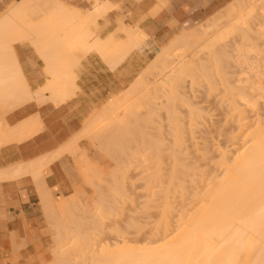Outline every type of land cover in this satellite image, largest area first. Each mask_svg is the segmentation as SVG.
Instances as JSON below:
<instances>
[{
	"label": "bare ground",
	"instance_id": "1",
	"mask_svg": "<svg viewBox=\"0 0 264 264\" xmlns=\"http://www.w3.org/2000/svg\"><path fill=\"white\" fill-rule=\"evenodd\" d=\"M44 8L45 15H42L38 11ZM112 10L113 7L107 1L99 3L93 10L81 12L78 9L70 10L59 0H24L16 2L10 12L0 17V148L13 141L20 142L24 140L31 135L32 131V128L24 127L18 133L17 129L7 127L5 117L8 113L34 100L38 101V104L39 102L44 104L45 101L50 100L55 101V104H64L75 95L74 92L78 85L76 84V73L78 72H74L72 69L81 64L71 53L73 50L83 49L91 52L92 49H96L104 57L103 60L107 61L109 67L120 64L130 55L133 49L140 52L144 50L137 40H132L129 43H118L117 48L106 50L108 40L94 36L90 26L94 25L100 18L108 15ZM257 12L262 13L259 22H257L255 16L260 14ZM33 14L35 17L36 15L44 17L40 16L35 19ZM40 19L41 21L36 22ZM180 35L156 58L150 59L151 64L144 69L127 90L121 92L118 97L106 102L95 113L93 120L84 128L83 135L96 126L100 128L96 131L97 135L95 136L101 148L107 149L109 145L111 147L114 140L120 142L121 139L118 136L124 134L122 133L124 129L127 130L129 118L139 111L143 113L144 107L155 100L156 96L153 95L156 94L154 93L161 90V94H164L165 97L160 96L166 99L167 105L164 110L174 118L178 126H180V120L176 115V110H178L176 106L179 105L185 109L190 117H194L196 120L202 119V122H204H201L204 127L202 129L203 133H197L200 135L199 137L194 132L192 136L202 138L201 141L203 142L200 140L198 142L196 141L197 138L192 137V142L189 145L195 151L186 150L184 152V148H186L185 141L180 139L185 135L179 134L182 136L180 137L176 134L180 138L174 137L177 142L175 144L176 148L174 147V150L166 153L169 154L168 159L164 157L162 146L159 143H154L155 140L152 138L153 147L156 149L155 153L152 152L153 154L147 157L146 154L148 153L143 151L144 148L141 147L142 151L140 150V152L142 153L140 154H145L138 156L140 155L138 154L139 149L135 150V146L131 149L138 150V153L131 149H129V153L132 154L131 158L133 156L132 160L136 157L135 161H137L136 159L139 160V157L140 160L147 157V161L152 162L150 163L152 167L156 165L155 171H161L162 169L165 171L166 167L162 166H167V173L158 172L163 177L157 176L156 178L158 180L161 178L158 183L164 186H156L159 191L156 187H153L152 189L156 188L157 190H152L154 195H148V197H151L150 199L157 198L156 203H159L158 200L163 197L162 201L169 204L170 201L168 200L173 194H180L183 203L192 208L189 209L190 211L187 214L182 210L184 207L180 208L179 222L178 225H175L174 230L170 224V219H166L163 226L159 225L161 227L157 232L163 233V235L158 234V236H163L162 238L158 240H151V238L143 246H136L137 248L128 246L129 242L128 245L127 242L110 244L111 247H107L110 246L107 245L104 251L100 250L101 257H99V254L96 255L98 259H96L97 257L94 258V264H240L241 255L244 252L247 253L246 257L248 259L246 260L249 261H247L249 264H264V120L255 123L252 119L259 110H264L262 109L264 108V56L258 57V50L264 55V0H233L218 15L211 17L193 30L181 32ZM20 37L21 39H19ZM237 37L240 38V41L235 40ZM23 38L26 39L25 42L34 43L33 46L37 47L35 48L36 51L49 68L52 79L45 91L51 94L52 99H46L43 96V91L33 93L29 89L15 49V45L19 44L20 41L22 42ZM210 67L213 70L210 69L209 72ZM111 70L113 69L111 68ZM194 72L199 73L202 77H196L198 78L197 82L201 79L202 81L201 84L200 82L195 83L197 80L195 78L194 83L198 85H195V89H199L194 91V88H192V90L197 93L200 91L202 93L200 95L205 94L204 96H207L206 103L216 95V93H213L219 89L218 86L222 85L220 89L224 87L226 92H223L230 96L227 99L230 104H227L229 103L227 102L224 105H216V108L213 107L214 102L212 105L209 104L215 109H211V106L207 108L210 115L204 113L203 109H200V111L195 110L194 104L187 96L188 92L185 87L187 76L198 75ZM210 73H215L217 76L213 75L214 78L219 80L211 81L213 78H210L212 76ZM202 82L206 84V87L202 85L204 84ZM211 83L217 84L218 89L216 90V87L215 90L211 88ZM199 85H202L203 88ZM207 85L209 89H207ZM158 93L160 94V92ZM215 101H218V98ZM220 101L216 104H220ZM152 105L151 109L155 103ZM159 105L161 106L162 103ZM218 106L220 110H218ZM157 109L154 107V110ZM154 110L149 112L151 113ZM218 111H220V114H217ZM202 113H204V116ZM205 114L208 116L205 117ZM203 118L206 119V122ZM129 124L132 125V123ZM40 126L36 123L34 128L37 127L39 130ZM129 128H131L130 125ZM127 131H130L128 134L132 133L131 129ZM202 134L204 136H201ZM132 135L135 134L132 133ZM140 135L141 138L142 135L146 137V134L140 133ZM123 136L125 139L128 135L125 133ZM138 136L135 135L134 139L136 138L139 141L132 139V142L135 141V145L140 142L139 144H143L146 150V144L144 143H147V141L144 140V137L140 141ZM221 137L228 144L227 147L232 149V158H228V154L226 155L222 145L217 143ZM127 140H123L121 143L125 145L124 141L127 142ZM173 141L171 144L174 145ZM73 142H76V140ZM117 143L114 141V146H112L116 147ZM211 143H214L211 146L212 149L210 147ZM133 144H130V147ZM103 145L106 147L108 145V147L105 148ZM138 146L136 147L139 148L141 145ZM65 147L67 145L62 149H68ZM108 150L105 151L109 152ZM211 150H214L213 153H218L216 154L218 158L215 155L217 159L212 157ZM62 152L45 155L46 157H41L39 161L35 160L36 163L33 164L27 163L12 169L2 170L0 171V181L17 179L29 173H34L35 179L41 180L43 168L54 162ZM134 153L138 155L136 156ZM127 155L129 154L127 153ZM185 156L191 157H189L190 159L187 158L190 162H186L188 160ZM143 159L141 160L142 164L145 163ZM131 161L128 160L132 163ZM212 165L216 169L222 168L223 172L220 176L214 175L206 180L205 177L208 178V176H205L207 174L203 169L205 167V169H208V166L212 167ZM96 166L98 165L96 164ZM94 168L97 171L95 166ZM84 172L86 173V169H84ZM143 174H146V170ZM154 174H157V172ZM98 178L102 179L101 177ZM98 178L94 177V180L101 182ZM87 179L90 181L93 178ZM152 180L155 181V179ZM42 182L44 183V181ZM35 183L39 184L38 182ZM150 185H153V181L150 182ZM44 188L40 190L44 191ZM155 191H161L157 195L159 197L155 196ZM73 196L75 197V195L71 197ZM152 196L154 197L152 198ZM66 201L68 202L67 199ZM75 202V199L69 198L67 210L65 212L63 210V215L59 214L61 218H70L69 220L65 219V221H68L67 224L71 219H76L75 213L79 209ZM147 203L150 202L147 201ZM160 203L156 205L159 206ZM164 204L161 205L164 206ZM43 206L47 213L54 212L57 214L58 212L46 196H43ZM169 209L172 210L171 207ZM54 213L53 215H55ZM166 215L165 217H168L167 213ZM52 216L51 218H53ZM60 221H58V225L62 223ZM62 224L64 225H60L64 227L65 223ZM157 232H150L151 237H153V234L156 236ZM252 250H256V253H252ZM64 253H60V256L59 253H56L60 258L58 264H71V261L74 262L69 257L70 254H67V256ZM65 256L68 257V260Z\"/></svg>",
	"mask_w": 264,
	"mask_h": 264
},
{
	"label": "rangeland",
	"instance_id": "2",
	"mask_svg": "<svg viewBox=\"0 0 264 264\" xmlns=\"http://www.w3.org/2000/svg\"><path fill=\"white\" fill-rule=\"evenodd\" d=\"M16 2L17 1H15V0H0V17L4 16L8 12H10V10L15 6ZM70 10H74V9H70ZM36 11H38V10H36ZM38 12L40 14L42 13V15H45L44 14L45 8L43 10L38 11ZM257 13H260V14L255 15L257 22H259V19L261 18L262 13L261 12H257ZM42 15H39V16L36 15V17H35V15L33 14V17L35 19H37V17H40ZM42 17H44V16H42ZM42 17H41V19H42ZM41 19L36 21V22L41 21ZM100 19L105 20V17L100 18ZM119 24H120V22H119ZM92 26L93 25L90 26L91 32L96 37L101 36L103 34L104 30H106V35H108L109 34L108 32L111 31V30H108V27H109L108 22H107V28L106 29L101 28L99 26L98 27H95V26L92 27ZM22 34H23V32H22ZM113 34H115L116 39H115V36L109 37L111 39H109V38L106 39V40H108V43L106 45V50L117 48L120 44L119 41L121 40V37L122 36L125 37V33L120 31V27H118L117 30H115L113 32ZM176 35H177V32L170 35V37L165 42L153 41L151 43H147V45H155L158 49H160V48L164 47L165 45H168L174 39V37ZM19 39H21V37ZM23 39L24 40L22 42L20 41V43L17 44V46L15 45L17 53H19V52L26 53L27 57L30 58V60H28V62L31 63L32 67H37V68L43 67L46 77L52 79V76L49 73L50 72L49 68H47V65L45 64L43 58H41L38 51H36L37 49H35L37 47L33 46L34 43H31L30 41L25 42L26 39L25 38H23ZM239 39L240 38L237 37V39H235V40L240 41ZM230 44H232V43H230ZM142 48H144V47H142ZM82 51H86V52H84L85 54ZM87 51L88 50L77 49V50H73L71 53L74 55V58L76 57L77 60H79V62H80L79 64H81V62L90 54H93V53L100 54L98 51H96V49H92L91 52H90V50H89V52H87ZM139 52L140 51L133 49L132 52H130L128 59L126 58L124 61H122L119 64V65H121L122 63L133 64L135 69H136L135 70L136 73L126 76L125 81L122 83V89L119 91L112 92V93L108 94L106 102H108L109 100H112L113 98L118 97L121 94V92L127 90L129 88V86L134 82V80L144 71V69L148 68V66L151 64V60L149 58L145 57L144 52L143 51L140 53ZM141 53H143L144 55H142ZM135 54L138 55L140 58L133 60L132 56ZM258 54H259L258 57L264 56L259 50H258ZM102 58H104V57H102ZM103 61L107 65H109L107 63V61H105V59ZM210 63H213V62H210ZM77 66L79 68L80 65H77ZM77 66H76V68L73 67L72 70L74 72H76V70H78ZM210 69H212V68L211 67L209 68V72H210ZM214 70H215V68H214ZM215 72H216V70H215ZM194 73H197V72H194ZM197 74H198L197 76L196 75L187 76L186 80H185L186 81L185 87L187 88L186 91L188 92L187 96H189L191 102L194 104L195 110L200 111V109L201 110L203 109L202 111H204V113L210 115V111H207V110H209L207 108L208 107L210 108V106L212 104L215 103L213 105L214 108H216L215 107L216 105H224L227 102H229L227 104H230V101L227 100L230 98V96L224 93V92H226L224 90V87H222L223 89H220L222 86V85H220V86H218L219 87V89H218V87H216L217 84L214 85V83H211L212 85L210 84L211 88H214V90H215V87H216V90L218 89L219 91L217 90L218 92L217 91L214 93L212 92L213 94L216 93V95L213 96V98H211L210 101L208 100V103H206L207 102L206 101L207 96H204L205 94L200 95V94H202L200 91H198L199 93L194 92V91H197L199 89V88H197V90L195 89L196 88L195 83L200 82V84H201V81H202V79H201V81L197 82L198 78H196V77L200 76L199 73H197ZM210 74L212 75V76H210V78H213V79H211V81L212 80H219V79L214 78L215 76H213V75H216L215 73H210ZM188 75H192V74H188ZM151 77H153V76H151ZM200 78H202V77L200 76ZM76 80H77V77H76ZM194 80H196L195 83H194ZM214 82H216V81H214ZM202 83H204V82H202ZM217 83L220 84V82H218V81H217ZM202 85L205 86L206 84L204 83ZM202 85H199V87H201ZM196 86H198V85H196ZM203 86H202V88H203ZM192 88H194L193 89L194 91L192 90ZM207 89H209V86ZM211 90L214 91L213 89H211ZM201 91H203V90H201ZM158 92H160V94ZM157 93H154L156 95H153L154 97L156 96L154 98L155 100L153 101V103L144 107L145 109L142 110L143 113L140 111L137 112L135 115L131 116L127 122L128 128L130 125L131 128H129V129H131L132 133H134L136 136L140 135V133L146 134V137H145V135H142V136L145 138L144 140H146L147 143H144L145 141H142V142L144 144H146V150L147 151L145 150V146L143 144H139L140 142L137 143V145H139V146L141 145V146L140 147L138 146L139 148L136 147L137 145H135V143H134L135 141L132 142V139L133 140H138V139H136V138L134 139L135 135L133 136L132 133L128 134V133H130V131L129 132L127 131V130H129L128 128H126L127 130L124 129L122 131V133H124V134H121L118 136L119 139H121L120 142L118 140H114L115 142L119 143V144L117 143V145H115L116 147H113L114 146V141H113V143H111L113 146L111 145V147H110V145H109V147H108V145H107L109 150L104 145L103 146L107 149H103V148H101V145L99 146V144L96 140V136H95V135H97L96 131L100 130V128L95 126V128L92 127L93 128L92 130H89L84 135H82L84 137H82L81 139L79 138L80 139L79 141L76 140V142L77 141L78 142L73 147H71L69 151H67L63 155L62 161L65 163L66 173H67V176H68L69 181H70V187L67 189V196H68V199L71 198V199L76 200L75 203H76V205H78L77 207L79 210L75 213L76 219L75 218H74L75 220L71 219L69 224H67L68 221H65V219H67V220L70 219L68 217L67 218L63 217L62 219H60L61 221L59 220L60 222L65 223L64 227L61 226L64 224L59 223V225L61 224L59 226L56 223L57 220H55V218L53 216H52L53 218H51V215L49 213L45 212L46 229L44 231H42L40 233V235H38L36 238L37 243L35 246L34 257L31 260L30 264H58V262H59L58 260H60L58 255L60 256L61 255L60 253H64V252H65L64 255L70 254L69 257H71L72 260H74V262L73 261L70 262L71 264H73V263H75V264H94L93 262L95 260L94 258L97 257L96 255L99 254L100 255L99 257H101L102 254H100L101 253L100 250L104 251V248H106L107 245H110V244L114 245V243L120 244V242H127V245H128V242H129L128 246H131V247L135 246L134 248H137L136 246H138V247L143 246L144 244L149 242L151 238H152L151 240H153V239L158 240V239L163 237V236H158V234L163 235V233L157 232L158 229L161 227L159 225L163 226L166 223L165 222L166 219H168V220L170 219L172 222V223L170 222V224L173 226L172 229L174 230L176 228L175 225H178L177 223L179 222V214L181 213L180 208L184 207V209H182V210L186 214H187V212L190 211L189 209L192 207L187 205L186 203H183V201L180 199V194H173L171 197L174 199H172L170 197L168 200V201H170L169 204H168V202L162 201L163 197H160V199L158 198L159 199L158 202L159 203L161 202L159 206L156 205V204H159V203H156L157 198L154 199L153 198L154 196H152V198L155 201L154 202L153 199H150L151 197H148V195H150V196L152 194L154 195V192L152 193V190H155L157 188L158 190L157 189L156 190L159 191L158 187L164 186L163 184L158 183V182H160L161 178H159V180L156 178H157V176L163 177V175L161 174L162 176H160L158 174V172H161V173L163 172V174L167 173V170H166L167 166H165V165L162 166V167H166L165 171L162 168H158V169H162L161 171H159V170L155 171L156 165H154V167H152V165H150V163H152V162L147 161V159H148L147 157H148V155L155 153L156 149H154V147H153V140H155L154 143H159L162 146L161 148L164 151V157L166 159H168L169 154H166V153H169L170 150H174L176 148L175 144H177V142L175 141V138H174V137H178V136H176V134H178V135L180 134L182 136L185 135L184 137L179 135L180 137H182L180 140L185 141L186 148H184V146H183L184 144H182V141H181V144L185 150L184 152H186V150H188V151L192 150L193 151L194 148L193 147L191 148V145H189L192 142L191 141L192 137H195L192 135H194V134L199 135L197 133H203L202 129L204 127H203L202 123H204V122H202V119L196 120V119H194V117H190L186 113L185 109L179 105V106H176V109H178V110H176V112H177L176 115H177V118L180 120V122H179L180 126H178L175 123L174 118L172 116H169L164 110L167 105H166V99L162 98V97H165V95L161 94L162 93L161 90H158ZM160 95H163V96L161 97ZM222 96H223V98H222ZM220 97H221V99H219ZM217 98H218V101H215V100H217ZM220 100H223V101H220ZM219 101L221 102L220 104H218ZM216 102H218V103L216 104ZM41 103L42 102H39V104H41ZM154 103H155L154 107H156V109L157 108H159V109L154 110V107L151 109V107L153 106L152 104H154ZM156 103H158V104H156ZM160 103H162L161 106L159 105ZM209 104H211V105H209ZM213 107L211 109L215 110ZM262 109H264V108H262ZM150 110H154V111L153 112L151 111V113H150L149 112ZM218 110H220L219 106H218ZM262 111H264V110H262ZM262 111L259 110L257 115H254L252 117V119L254 120L253 122H255V123L263 122L264 113H262ZM212 112H214V111H212ZM212 112H211V115H212ZM219 112L220 111H218L217 114H220ZM141 113H142V115H141ZM204 113H202V115ZM260 113H261V115H260ZM9 114L10 113H8V115ZM93 115H94V113H92L90 115L89 120L93 117ZM208 115H206L205 117H207ZM0 116H1V113H0ZM7 116H6V118H7ZM219 117L221 118V116H219ZM219 117H217V118H219ZM93 118L91 119V121L93 120ZM212 118H214V117H212ZM89 120H87L85 125H87ZM205 120L206 119H204V121ZM129 123H132V125ZM40 129H41V126H40ZM176 130H178L179 132ZM101 131H99V132H101ZM125 133L128 136H126L127 138L124 139L123 135H125ZM201 136H204V135L202 134ZM138 137H140V141L143 139V137L141 138V135ZM180 137H178V138H180ZM199 137H200V135H199ZM195 138H197L196 141H198V142H199V140L201 141V139H202V138L201 139L198 138V136ZM126 139H128L127 142H129V143L124 141V143H126V144L123 145L121 142L123 140H126ZM219 140L220 141H218L217 143L222 145L223 150L226 152V155L228 154L227 157L232 158V156H233L232 149H230V147H227L228 144L225 143L223 137H221ZM172 141H173L174 145L171 144ZM184 141H183V143H184ZM201 142H203V141H201ZM120 144H122V145H120ZM130 144L131 145L133 144V146L130 147L131 146ZM186 144L188 145V148H187ZM213 144L214 143H211L210 147ZM117 146H118V148H117ZM119 146H122L123 148L119 147ZM128 147H130V148H128ZM133 147L135 150L139 149V153L137 152L138 150L135 151L134 149H131ZM141 147H143L144 149H142ZM111 148H113L114 150ZM117 149H119L120 151ZM129 149L135 151V153L137 152L138 154L142 153V152H140L141 149L143 151L147 152L148 153V154H146L147 157L144 159L142 158L145 163L142 164V161H141L142 159L140 160V157H139V160L136 159L137 161H135L136 157L132 160L133 156L131 158L132 154L129 153V151H130ZM153 149H154V151H152ZM211 149H212V147H211ZM105 150H108L109 152H107ZM76 151H78V152L75 153ZM125 151H127L126 154H125ZM133 151H131V152H133ZM192 151H190V152H192ZM213 151L214 150L210 151L212 157L215 158L217 156V158H218V155H216L218 153H213ZM122 152H123V154H122ZM127 153L129 155H127ZM138 154H135V155L137 156ZM143 154H145V153H143ZM143 154H140L138 156H142ZM189 157L190 156H187L186 160L191 158V157L190 158ZM209 157H210V155H209ZM217 158H215V159H217ZM128 160H130V161L132 160L131 161L132 163L128 162ZM186 162H190V160H188ZM123 163H126L127 165L126 164L123 165ZM140 163H141V165H139ZM86 164H87V168H86ZM93 164H95V165H93ZM96 164L98 166H96ZM135 165H138V166H135ZM94 166L97 168V171H95ZM148 166H150V167H148ZM91 167H93V168H91ZM99 167H101V168L99 169ZM210 167L208 166V169H205L206 167L203 169V170H205V174H207L205 176H208V178L205 177L206 180L209 179L211 176H214V175L220 176V174L223 172L222 168L216 169V167L213 165L211 168ZM149 168H152V169L150 170ZM212 168H214V169H212ZM84 169H86V173L85 172L83 173ZM145 170H146V174H143V173H145ZM155 172H157L158 175L154 174ZM87 173H88V175H87ZM95 173L98 176L97 175L95 176ZM89 174H90V176H89ZM90 177L93 178L90 180L91 183H90L89 179H87ZM94 177H96V178L101 177L102 179L98 178V180L101 182L94 180ZM152 179H155V181ZM156 180H158V181H156ZM152 181H153V185H150V182H152ZM156 186H158V187H156ZM153 187H156V188L152 189ZM149 191H151V192H149ZM160 192H156L155 196H157L158 193L160 194ZM72 195H75V197L74 196L71 197ZM174 195L177 197H175ZM157 197H159V196H157ZM78 200H80V201H78ZM136 200H138V201H136ZM77 201L79 202L80 205L77 204L78 203ZM147 201H149L150 203H147ZM101 202H103V203H101ZM161 204H164V206ZM184 204H186V205H184ZM154 205H156L158 207H156V206L153 207ZM79 206H81V207L83 206V208H81ZM166 206L171 207L172 210H170L169 207H166ZM166 209H168V210H166ZM164 211H169V212H166L168 214V217H165L167 215ZM171 211H172V213H171ZM62 220L65 222H63ZM151 230H153V231H151ZM68 231H70V232H68ZM154 231L157 232L156 233L157 237L153 234V237H155V238L151 237L152 235H150V232L154 233ZM64 234H66V235H64ZM169 236L171 237V235H169ZM111 246L112 245L107 246V247H111ZM255 251L252 250V253H254ZM56 253H59V254L56 255ZM95 253H97V254H95ZM64 255H62V256H64ZM246 256H247L246 252L242 253L240 264H249L248 263L249 261L246 260V259H248ZM66 259L68 260V257H66ZM96 259H98V257ZM63 264H66V263H63Z\"/></svg>",
	"mask_w": 264,
	"mask_h": 264
},
{
	"label": "crops",
	"instance_id": "3",
	"mask_svg": "<svg viewBox=\"0 0 264 264\" xmlns=\"http://www.w3.org/2000/svg\"><path fill=\"white\" fill-rule=\"evenodd\" d=\"M59 1L69 9H78L82 12L95 9L99 3L109 2L113 10L104 16L106 21L99 19L94 25L106 29L108 22V30L111 31L106 35L104 30L99 37L106 40L115 36L113 32L120 27V31L125 33L120 43L137 40L144 47L143 52L147 58L154 59L178 39L181 32L199 27L211 17L218 15L233 0ZM176 32L174 39L160 49L155 45H145L153 41L165 42ZM16 55L29 89L33 93L43 91L46 99H52L51 94L45 91L51 78L46 77L44 68L32 67L26 53H17L16 50ZM132 58L136 60L140 57L135 54ZM135 70L133 64L127 63L109 67L100 54H90L76 71L77 91L75 90V95L70 100L58 105L51 100L45 101L44 104L43 102L38 104V101L34 100L5 117L7 127L10 129H17L20 133L24 127H30L32 131L24 140L13 141L0 148V171L36 163L35 160L39 161L41 157H46L45 155L60 151L63 153L43 168L41 171L43 180L35 179L34 173H29L17 179L0 181V264H30L34 257L36 238L46 229L47 211L43 206V196L49 198L59 212L57 214L50 212L51 216L54 213L53 217L55 220L58 219L57 221L63 218L60 215L68 208L67 189L70 187L65 163L62 161L63 155L84 137L82 136L84 128L105 105L107 95L121 90L125 77L135 74ZM92 113L94 115L89 120ZM87 120L89 122L85 125ZM36 123L41 125V129L34 128ZM69 142H73L71 143L73 146L67 144ZM66 145L65 148L68 149L63 150ZM43 188L44 191L40 190Z\"/></svg>",
	"mask_w": 264,
	"mask_h": 264
}]
</instances>
